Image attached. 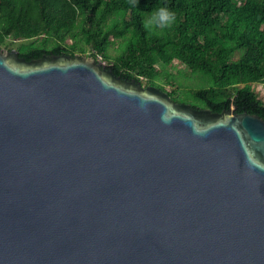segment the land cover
<instances>
[{
    "label": "water",
    "instance_id": "95a60500",
    "mask_svg": "<svg viewBox=\"0 0 264 264\" xmlns=\"http://www.w3.org/2000/svg\"><path fill=\"white\" fill-rule=\"evenodd\" d=\"M0 264H264V119L0 49Z\"/></svg>",
    "mask_w": 264,
    "mask_h": 264
},
{
    "label": "trees",
    "instance_id": "16d2710c",
    "mask_svg": "<svg viewBox=\"0 0 264 264\" xmlns=\"http://www.w3.org/2000/svg\"><path fill=\"white\" fill-rule=\"evenodd\" d=\"M160 6L176 13V23L149 35L144 20ZM7 39L27 40L16 48L26 60L88 53L139 83L157 84V66L177 60L208 81L190 90L192 101L169 91L173 101L264 119L252 87L264 82V0H0V44ZM117 39L121 51L111 55Z\"/></svg>",
    "mask_w": 264,
    "mask_h": 264
},
{
    "label": "rangeland",
    "instance_id": "374dc122",
    "mask_svg": "<svg viewBox=\"0 0 264 264\" xmlns=\"http://www.w3.org/2000/svg\"><path fill=\"white\" fill-rule=\"evenodd\" d=\"M23 41L27 40H15L13 42L10 39H7L5 43L0 44V49L9 50L11 48H17V46ZM119 44L120 40H115L114 47H111L109 50L111 55H115L121 51L120 47H118ZM76 54L82 55L79 52ZM82 56L89 59L93 58L88 53L83 54ZM96 59L102 60L106 64H110V61L104 60L101 56H98ZM157 67L159 71L158 77L155 79V83L157 84L148 83L145 79H143L140 84L142 86L155 85L156 87L162 85L163 91H166L167 93L169 91H174L175 96L185 98L187 101L193 100L190 95L191 89L205 86L208 81L206 76L202 75L200 72H192L188 67L177 60H174L170 65L164 67L158 65ZM252 87L264 100V82H254L252 83ZM184 102L187 103L186 101Z\"/></svg>",
    "mask_w": 264,
    "mask_h": 264
},
{
    "label": "clouds",
    "instance_id": "9594fccd",
    "mask_svg": "<svg viewBox=\"0 0 264 264\" xmlns=\"http://www.w3.org/2000/svg\"><path fill=\"white\" fill-rule=\"evenodd\" d=\"M176 23V13L166 6L155 8L144 20L143 27L149 35L160 34Z\"/></svg>",
    "mask_w": 264,
    "mask_h": 264
}]
</instances>
